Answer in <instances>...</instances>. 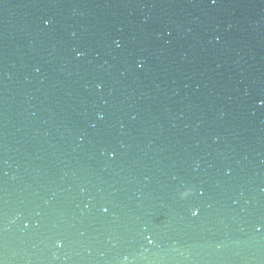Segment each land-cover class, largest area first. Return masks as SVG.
Masks as SVG:
<instances>
[{"label":"water","instance_id":"1","mask_svg":"<svg viewBox=\"0 0 264 264\" xmlns=\"http://www.w3.org/2000/svg\"><path fill=\"white\" fill-rule=\"evenodd\" d=\"M0 264H264V0H0Z\"/></svg>","mask_w":264,"mask_h":264},{"label":"clouds","instance_id":"2","mask_svg":"<svg viewBox=\"0 0 264 264\" xmlns=\"http://www.w3.org/2000/svg\"><path fill=\"white\" fill-rule=\"evenodd\" d=\"M185 195H187V193H185Z\"/></svg>","mask_w":264,"mask_h":264}]
</instances>
